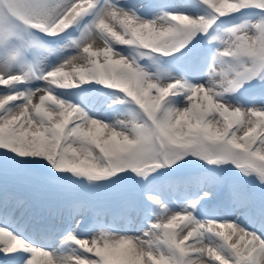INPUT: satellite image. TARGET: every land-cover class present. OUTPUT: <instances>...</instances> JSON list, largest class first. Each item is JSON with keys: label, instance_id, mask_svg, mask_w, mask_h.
Masks as SVG:
<instances>
[{"label": "snow or ice", "instance_id": "snow-or-ice-1", "mask_svg": "<svg viewBox=\"0 0 264 264\" xmlns=\"http://www.w3.org/2000/svg\"><path fill=\"white\" fill-rule=\"evenodd\" d=\"M0 264H264V0H0Z\"/></svg>", "mask_w": 264, "mask_h": 264}]
</instances>
